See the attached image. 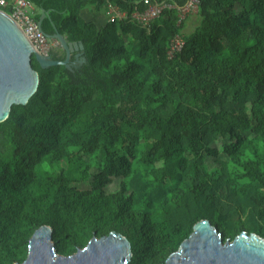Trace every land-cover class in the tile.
Returning a JSON list of instances; mask_svg holds the SVG:
<instances>
[{
	"label": "trees",
	"instance_id": "16d2710c",
	"mask_svg": "<svg viewBox=\"0 0 264 264\" xmlns=\"http://www.w3.org/2000/svg\"><path fill=\"white\" fill-rule=\"evenodd\" d=\"M29 1L85 60L33 58L37 91L0 122V264L23 263L42 226L63 256L117 232L128 264H162L205 219L225 242L264 238V0H200L145 26L140 0ZM92 2L126 15L98 26L79 16Z\"/></svg>",
	"mask_w": 264,
	"mask_h": 264
},
{
	"label": "water",
	"instance_id": "95a60500",
	"mask_svg": "<svg viewBox=\"0 0 264 264\" xmlns=\"http://www.w3.org/2000/svg\"><path fill=\"white\" fill-rule=\"evenodd\" d=\"M43 10V17L48 15ZM49 38H57L64 49V59L39 53L21 27L8 11L0 9V122L6 120L14 104H27L39 86V73L33 66V58L42 68L62 64L70 68L71 52L74 61L85 60L81 42L70 43L55 27ZM129 241L117 232L91 238L74 254L63 256L56 250L53 230L42 226L30 239L28 257L18 264H128L131 258ZM162 264H264V238L257 234L242 232L233 241L223 240L219 230L209 220H201L194 232L181 242Z\"/></svg>",
	"mask_w": 264,
	"mask_h": 264
},
{
	"label": "built area",
	"instance_id": "2783aa9c",
	"mask_svg": "<svg viewBox=\"0 0 264 264\" xmlns=\"http://www.w3.org/2000/svg\"><path fill=\"white\" fill-rule=\"evenodd\" d=\"M146 3L142 10H133L131 17L142 25H148L150 21L158 17L164 9L175 8L180 18H183L187 12H197L200 0H186L183 5H177L173 0H140ZM9 6V14L21 27L27 38L33 43L35 49L42 55L49 56L51 51L60 44L57 39L51 40L40 28L38 22L32 16L34 5L29 0H0V9ZM108 17L112 21L114 18L125 17V12L121 11L117 5L108 2ZM183 45L181 36L176 35L172 41L169 53L179 51Z\"/></svg>",
	"mask_w": 264,
	"mask_h": 264
},
{
	"label": "crops",
	"instance_id": "0c3cea01",
	"mask_svg": "<svg viewBox=\"0 0 264 264\" xmlns=\"http://www.w3.org/2000/svg\"><path fill=\"white\" fill-rule=\"evenodd\" d=\"M43 10H45V9L37 8L36 5H34V8L32 10V16H33V18L34 17H37L38 15H40L39 20L42 18V21H43V19L49 17V13H48V15H45L43 17V14H42L43 13ZM46 11H48V10H46ZM79 16L83 20L88 21V22H93L94 24H96L98 26L99 25H104L105 23L110 22L109 17H108V8L106 7V5H98L95 2L89 3L86 6L82 7L80 9ZM34 20H36L37 22L39 21L36 18H34ZM196 20H197L196 15H190V16H188L187 19H186V21H185V23H184L183 31L186 32L187 29H189L190 27L194 26L195 23H196ZM50 39L53 40V39H57V38H50ZM68 42H70V41H68ZM70 43H74V42H70ZM77 43H79V42H77ZM59 44H60V41H59ZM59 46H61V44ZM55 51H57V53L60 56L65 55L64 49L62 47H57ZM77 52H78V50H75L74 49L71 52V56L74 58V55Z\"/></svg>",
	"mask_w": 264,
	"mask_h": 264
},
{
	"label": "rangeland",
	"instance_id": "374dc122",
	"mask_svg": "<svg viewBox=\"0 0 264 264\" xmlns=\"http://www.w3.org/2000/svg\"><path fill=\"white\" fill-rule=\"evenodd\" d=\"M199 22H200V20H197V25L199 24ZM194 29H195V26H192V27H190L189 29L186 30V33L193 32ZM58 47H61V46H58ZM77 188L79 190H82V191L88 190V186L86 184H79V185H77ZM115 189H116V187H113L111 189H108L107 191L108 192H112Z\"/></svg>",
	"mask_w": 264,
	"mask_h": 264
},
{
	"label": "flooded vegetation",
	"instance_id": "af4514ba",
	"mask_svg": "<svg viewBox=\"0 0 264 264\" xmlns=\"http://www.w3.org/2000/svg\"><path fill=\"white\" fill-rule=\"evenodd\" d=\"M56 49H54V50H52L51 51V53H50V55L52 56V57H54L55 58V56H56V54H55V51ZM57 56H60L59 54H57ZM65 56V55H64ZM69 62H73V63H76L75 61H74V58L71 56V58H70V61Z\"/></svg>",
	"mask_w": 264,
	"mask_h": 264
}]
</instances>
